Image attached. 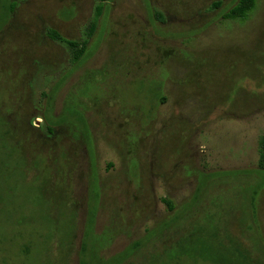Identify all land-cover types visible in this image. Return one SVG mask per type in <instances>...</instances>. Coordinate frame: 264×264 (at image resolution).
I'll use <instances>...</instances> for the list:
<instances>
[{"label": "rangeland", "instance_id": "374dc122", "mask_svg": "<svg viewBox=\"0 0 264 264\" xmlns=\"http://www.w3.org/2000/svg\"><path fill=\"white\" fill-rule=\"evenodd\" d=\"M101 1L18 0L0 32V119L26 158L22 173L0 142V264H109L136 241L119 264H172L165 248L192 229L264 264V0L245 23L226 17L236 0H104L73 69L48 31L82 43ZM52 91V114L76 107L92 144L72 124L47 130Z\"/></svg>", "mask_w": 264, "mask_h": 264}, {"label": "trees", "instance_id": "16d2710c", "mask_svg": "<svg viewBox=\"0 0 264 264\" xmlns=\"http://www.w3.org/2000/svg\"><path fill=\"white\" fill-rule=\"evenodd\" d=\"M2 1L3 0H0V32L8 24L10 16L15 12L18 0H4V4L2 3ZM102 2H104V0H102L101 3H98L95 7L94 16L92 18L90 25L88 26L86 33L84 34V39L82 43L68 39L56 30L51 29L48 31V36L50 37V39L64 45L70 51L72 55L73 69L83 64V62L87 57L90 40L96 34L100 19L106 9V3H102ZM257 2L258 0H236L232 5V7L230 8L229 12L226 14V17L232 20H236L240 23H245L251 18L253 13L256 11ZM220 5H221L220 2H216L214 4L215 7H219ZM158 16L160 17V19L163 20L162 14H159ZM55 91H52L49 95L46 94L44 95L47 101H46L43 118L47 125V130L50 133H54V129L56 127L62 125L71 126L72 124L73 126H75L73 133L74 136L81 135L83 136V138L87 139L89 144H92V137H91L92 135L90 128L88 126V122L85 119L82 112H80V110H78L76 107H73V105L70 104L69 107H66V112L62 116L56 117L52 114L54 108L55 94H56ZM0 125H1L0 132L1 130H3V132L0 134V142L6 147H8L9 145L12 146L11 150L8 151V153H10L11 156V161H15V168L19 169L23 173V159L25 158V151H24L25 141L22 144V141L19 138L21 137V134L15 130L14 125L11 122H8L6 118L5 120L3 119L2 121L0 119ZM13 139L18 140L19 142L14 143ZM22 147L24 150L22 149ZM261 147H262L261 148L262 156H261L260 167L262 170H264V139L261 141ZM61 157H65V154L62 153ZM49 158L50 157H48L47 155L46 159ZM216 176L217 174L201 176L200 184L197 188V193H196L197 195H195L193 200L184 207L185 211L188 212L190 211L191 206L198 201L200 196L205 191L206 183L210 182L208 180H211ZM91 194H92L91 196L92 201L96 204L99 192H98V180L95 175L93 176V187ZM256 195H257V190L256 191L254 190V195L252 196L253 216L255 214ZM164 202L169 206V210L174 209V206L170 201L165 200ZM95 207L96 206L94 205L93 206L94 211H95ZM92 215H94V212H92ZM93 220H94V216H92V218L89 220V228H90V229L88 228L89 231L92 229ZM177 221L178 220L164 222V224L161 226L162 228H160L159 231L162 232L164 230L174 227ZM204 237L205 238L202 237L203 239L197 238V230L192 229V231L189 234L178 237V239L175 242H173V244H170L168 247H166L164 254L170 252L168 255L172 264H180V262L188 255L190 256L192 255L198 259H201L203 261H208L212 264H252L249 256L246 255V253H244L237 245L233 244V246H226L225 244H223L222 241L214 244V238H217L216 232H213L209 236L207 237L204 236ZM87 245H88L87 241L84 242V246L82 250L84 256L86 255L87 252L86 251L88 247ZM141 245H142V241H136L131 246V248L126 250L125 253L113 259L114 264H119L123 262L124 259L128 257V255H130L134 251H137ZM162 257L163 256H160L155 260L161 259ZM113 261L111 262L113 263ZM111 262H109V264H112ZM82 264H87V262L84 260L82 261Z\"/></svg>", "mask_w": 264, "mask_h": 264}]
</instances>
